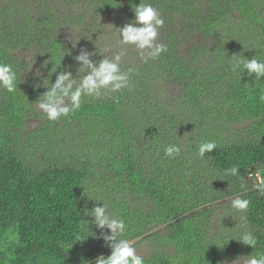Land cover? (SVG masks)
<instances>
[{
    "label": "trees",
    "instance_id": "trees-1",
    "mask_svg": "<svg viewBox=\"0 0 264 264\" xmlns=\"http://www.w3.org/2000/svg\"><path fill=\"white\" fill-rule=\"evenodd\" d=\"M99 1L107 3V8L113 7L108 0ZM175 1L184 21L190 6L197 10L193 23L183 24L176 33L180 40L171 38L166 29V52L144 61L135 58L133 63L121 59L122 72L132 69L128 73L130 86L117 92L100 89L99 97L82 94L81 107L73 114L79 120L103 123L111 129L105 145L110 159L104 170L118 174L125 168V177L119 178L127 182L117 189L109 188L105 182L109 191L104 198L112 209H129L122 219L127 226L122 236L131 242L140 237L142 242L157 244L163 240L170 248L155 249L149 260L143 258L145 264H222L233 258L248 260L250 255H264V187L256 188L254 176L250 177L259 171L264 173V78L255 79L242 69L233 72L229 59L236 55L264 61V0ZM11 3L9 0L1 10L6 11ZM40 3L49 7L48 0ZM238 12L241 17L228 28L227 21ZM68 17L49 14L44 22L40 21L43 26L32 22L23 30L14 25V17L0 25V63L11 65L17 75L15 92L0 87V264H95L100 255L107 258L112 254L101 248L96 240L97 227L88 223L82 208L85 182L96 169L94 160L87 157L82 168L71 161L36 166L28 160L25 149H20L27 120L37 114L33 104L40 101L34 99L35 77L27 76L25 67L72 75L70 65L84 67L77 57L90 51L94 42L89 39V32L73 41L56 32L66 25ZM194 31L203 36L205 43L196 44L191 53L207 62L211 59L214 71L204 78L205 83L200 72H196L194 60L187 63L180 52L181 43L190 41ZM210 37H216V42H210ZM29 52L33 58L26 62L23 55ZM159 67L164 74L183 81L184 103H195L197 90L203 85L217 96V102L206 107L221 113L216 130L221 131L213 132L201 122L203 131L209 129V137L196 140L197 151L199 144L206 141L215 142L217 149L203 158L178 163L175 157L173 166L159 161L165 152H154L158 147L151 149L141 144V133L151 127L139 120L149 105L144 93L158 84ZM221 105L226 107L220 109ZM168 115L167 133L175 139L181 134L174 124L179 114L174 111ZM239 120L244 122L241 133L235 127ZM233 166L240 169L238 177L225 175V170ZM133 190L139 198L131 205ZM183 190L187 199L183 198ZM231 195H246L249 206L244 211L245 224L229 227L230 234L224 239L209 232L211 221L202 224L193 215H186L194 203L207 196ZM144 196V208L138 207ZM155 224L166 229L152 234L157 229L153 228ZM245 231L257 238L255 249L237 241Z\"/></svg>",
    "mask_w": 264,
    "mask_h": 264
},
{
    "label": "rangeland",
    "instance_id": "rangeland-1",
    "mask_svg": "<svg viewBox=\"0 0 264 264\" xmlns=\"http://www.w3.org/2000/svg\"><path fill=\"white\" fill-rule=\"evenodd\" d=\"M12 5L8 6L6 11L1 9L8 5L9 0H0V25L6 19L14 21V25L20 27L22 30L27 28L32 22L37 26H43L41 22L45 21V16L49 14L61 15L62 18L67 14L70 16L67 19V23L64 26H60L56 32L65 34L70 41L75 40L78 37L83 36L89 32L90 40H94L90 51H86L87 58L94 67L99 68L100 63L107 59L115 62L117 56H121V59L147 60L151 57V50H141L134 45L121 44L122 37L119 35V28L124 27L127 24L133 23V26L140 27V25L134 24V12L132 5H139L140 3L151 4L156 9L160 17L164 20L163 27L159 28L157 44H164L163 39H166V29L170 31L169 36L174 40L179 41L180 38L176 35L179 32L183 24L193 23L196 17V8L189 7V13L187 12V20L184 21V16L179 14L175 0H108L113 7L107 8L104 5L105 2L99 0H48L49 7L44 8L41 6L40 0H12ZM48 9V10H47ZM12 10V11H11ZM193 10V13H192ZM241 14L235 13L231 16V19L227 21V27H231L237 23ZM79 19V20H77ZM73 20V21H72ZM41 21V22H40ZM68 25V26H67ZM89 28L88 30H85ZM188 33V30L184 31ZM58 35V33H56ZM179 34V33H178ZM181 37H185L183 34H179ZM218 37V35L215 33ZM190 41L182 42L180 45V52L189 63V59H193L196 66V72H200V75L205 79L210 72L214 73L211 59L208 62L202 60L201 56L195 58L191 53V49L197 45H203L205 40L198 32H192ZM216 37L211 39L210 42L215 43ZM124 53L123 55H121ZM33 58V54L23 55V59L29 62ZM121 62V60H120ZM121 70L124 68L120 65ZM70 69L74 72L69 76V80L65 81V86L69 83L72 85L70 91H75L84 77L91 74L92 69L87 64L77 69L74 63L70 65ZM159 74L156 77L158 81L157 85H152L151 89L144 93V96L148 99V109L144 110L140 115L142 119L140 121L146 122L149 128H145L141 133L142 145L147 148L155 149L154 152L161 154L165 152V148L169 145L178 146L181 151L178 156V163H181L183 159H192L198 157L197 141L198 139H205L209 137V129L203 131L201 129V122L210 126L213 132L219 128V117L221 113H217L206 105L211 106L217 102L215 99L217 96L212 95L207 91V87L201 86L197 90V97L195 103L188 105L183 102L181 94L185 91L183 81L176 80L170 74H164L162 68L159 67ZM162 70V71H161ZM25 73L27 76H34V86L32 89H36L34 92V99L42 101L45 93L48 92L52 85L55 84L58 76L56 70L46 72L45 68L38 67L36 70L31 71L25 67ZM196 75V73L194 74ZM44 81V82H43ZM83 94V93H82ZM38 101V100H37ZM34 102L33 106L37 111L35 117L29 118L26 124V130L24 140L22 141L21 150L25 149L26 156L30 162H34V165L38 164H52L53 161L57 163H65L71 161L79 168L83 167L85 159L94 160L96 169L91 172L92 176L90 180L85 182L84 190L82 194V208L83 211H91L95 206H102L97 202H103L107 205V201L104 198L107 189L106 183H109V188H120L127 182V179H120L119 177H125L126 169L121 168L120 172L109 174L105 172V166L109 163L108 151L105 149L107 134L111 137V129L109 126L103 123H97L88 121L85 118L81 120L77 119L72 112L68 117H61L59 120L51 121L47 119L46 114L39 108V102ZM63 105L70 109L72 108V101L70 96L63 97ZM198 106L203 107V110ZM226 106L221 105L219 108L223 109ZM177 112L179 115L174 124L179 127L178 132L181 134L171 139V136L167 133V126L170 122V116L168 112ZM210 116V117H209ZM151 118V119H149ZM235 127L240 130L243 128L242 121H238ZM218 126V127H217ZM177 132V133H178ZM139 135V131L137 130ZM118 135L117 131L115 135ZM91 136V137H90ZM155 140V141H154ZM143 147V146H142ZM159 161L167 162L170 165H176L174 159L167 157L165 154L158 157ZM88 171V170H87ZM90 171V170H89ZM148 171L146 167L145 172ZM114 178L113 180H106L107 177ZM254 176V186L256 188L264 187V173L259 171ZM125 190L126 188H121ZM185 195L184 199H187L186 190H183ZM246 195H231L230 197H213L207 196L197 201L191 206L190 212L186 215L194 216L200 223L211 221L209 232L213 237L225 238L227 234H230L229 227L235 226L239 228L245 224L244 211H237L231 207V200L240 197L245 199ZM139 194L135 193L130 195L129 204L137 203ZM144 198L141 199L138 207L144 208ZM143 201V202H142ZM147 203V202H146ZM132 205V204H131ZM109 214L118 219H123L129 212L128 207L125 206L122 210L112 209L107 205ZM88 223L95 225L94 218L90 215H85ZM96 226V225H95ZM157 228L154 233H163L166 229L163 226L154 225L153 228ZM245 230V229H244ZM105 234H111L108 229L97 228L96 240L102 245V249L107 252H111V248L104 242L103 236ZM228 237V236H227ZM120 238L125 239L123 236ZM115 243V241H114ZM133 246L135 247L137 254L142 256L145 260H149L151 255L155 252V249H167L166 243L163 240H159L158 244L151 243L149 240L142 242L141 237L135 240ZM170 248L167 250L169 251ZM173 250V249H172ZM248 260L244 258H233L226 260L222 264H247Z\"/></svg>",
    "mask_w": 264,
    "mask_h": 264
},
{
    "label": "clouds",
    "instance_id": "clouds-1",
    "mask_svg": "<svg viewBox=\"0 0 264 264\" xmlns=\"http://www.w3.org/2000/svg\"><path fill=\"white\" fill-rule=\"evenodd\" d=\"M134 24H127L119 28V35L122 37L121 44L134 45L141 50H151L150 55L155 58L167 51L164 44H157L158 30L163 27L164 20L151 4L140 3L133 4ZM122 53L121 55H123ZM88 54H82L77 59L87 64L92 69L91 74L83 78L80 87L75 91H70L72 85L69 83L65 86V81L69 80V73H61L51 89L45 93L44 99L39 102V108L43 110L50 121H57L61 117H68L72 112L81 107L82 93L85 96H101L100 89H107L111 92H117L130 86L128 73L122 72L120 68L121 56L115 58V62L107 59L103 60L99 68L93 66L87 58ZM230 59V67L233 72H247L249 76L254 75L255 79L264 78V61L257 58L240 59L239 56L233 55ZM17 75L9 64L0 63V87L6 89L9 93L16 90ZM70 96L72 108L63 105V97ZM264 100V96L261 97ZM217 149L213 141L201 142L198 147V155L203 158L206 153H212ZM181 149L176 145H169L165 148V155L174 159L180 154ZM239 167L233 166L225 170V175L230 174L238 177ZM102 206H95L91 211L84 210V215H90L94 218L93 222L99 229H108L111 234L103 236L104 242L111 248L112 254L105 258L100 255L96 258L95 264H145L142 256L137 254L133 243L128 239L120 238L127 231L125 221L118 219L109 214L107 205L103 202H97ZM249 206V201L240 197L231 200V207L237 211H243ZM93 235V233H92ZM236 240V239H235ZM115 241V243H114ZM240 243L250 246L253 249L257 246V238L252 232H242L238 238ZM247 264H264V255H250Z\"/></svg>",
    "mask_w": 264,
    "mask_h": 264
}]
</instances>
